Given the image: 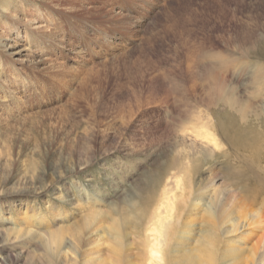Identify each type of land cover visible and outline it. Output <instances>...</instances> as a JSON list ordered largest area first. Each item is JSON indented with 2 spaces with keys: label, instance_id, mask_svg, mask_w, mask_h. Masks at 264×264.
<instances>
[{
  "label": "rangeland",
  "instance_id": "obj_1",
  "mask_svg": "<svg viewBox=\"0 0 264 264\" xmlns=\"http://www.w3.org/2000/svg\"><path fill=\"white\" fill-rule=\"evenodd\" d=\"M240 35L256 41L242 60ZM263 36L264 0H0V264H143L145 223L131 218L155 207V179L178 155L192 199L207 204L219 187L221 210L244 214L234 234L221 224L222 243L259 248L255 264H264ZM223 97L240 103L223 105ZM227 116L259 135L260 161L240 158L249 153L234 154L209 127L219 119L234 131ZM198 131L217 142L204 162L189 152ZM187 156L198 166L186 171ZM196 207L182 237L208 226L204 205ZM122 217L117 244L111 226ZM53 234L70 261L46 256Z\"/></svg>",
  "mask_w": 264,
  "mask_h": 264
},
{
  "label": "bare ground",
  "instance_id": "obj_2",
  "mask_svg": "<svg viewBox=\"0 0 264 264\" xmlns=\"http://www.w3.org/2000/svg\"><path fill=\"white\" fill-rule=\"evenodd\" d=\"M193 1H191L192 3ZM197 1H195L196 3ZM203 1H200V3ZM220 2V1H219ZM239 2V1H238ZM235 3V2H234ZM194 4V3H193ZM192 4V5H193ZM204 4V3H203ZM209 4V3H207ZM241 4V3H240ZM200 4H198L199 6ZM190 6V5H189ZM192 7V6H191ZM208 7V6H207ZM190 8V7H189ZM188 8V10H189ZM193 8V7H192ZM204 8V6H203ZM206 8V6H205ZM209 8V7H208ZM196 9V8H195ZM198 9V8H197ZM188 10H186L188 12ZM209 11V10H208ZM211 11V10H210ZM194 12V11H193ZM192 12V13H193ZM206 12V11H204ZM191 13V14H192ZM198 13V12H197ZM190 14V15H191ZM205 14V13H204ZM208 14V13H207ZM185 15V14H184ZM197 15V14H196ZM202 15V14H201ZM210 15V14H209ZM189 16V15H188ZM194 17V15H191ZM204 16V15H203ZM199 18V17H198ZM197 18V19H198ZM201 18V16H200ZM196 19V20H197ZM200 20V19H199ZM209 20V19H208ZM175 23V22H174ZM182 23V22H181ZM204 23V21H203ZM202 23V24H203ZM264 37V36H263ZM192 39V38H191ZM199 39V38H198ZM194 40V39H193ZM237 41L239 42V49L237 50L239 55L238 58L241 59V57H245V58H249L252 57L251 56V49L254 48L256 41H253L247 37H244L242 35H240L237 38ZM187 42V41H186ZM185 42V44H186ZM191 42V40L189 41V43ZM196 42V41H195ZM198 42V41H197ZM188 43V42H187ZM193 43V42H192ZM198 45V43H197ZM190 46V45H189ZM188 47V44H187ZM258 48V47H257ZM191 49V48H190ZM193 49V48H192ZM191 49V50H192ZM259 49V48H258ZM209 50V49H208ZM19 52V51H18ZM206 52V51H205ZM207 53V52H206ZM213 53V52H212ZM257 52L255 51L254 55ZM259 53L261 54V56L263 57L264 54V47L261 48V50H259ZM206 54H204L205 57ZM211 55V54H210ZM258 55V54H257ZM256 55V56H257ZM188 56V52L187 55ZM209 57V55H207ZM206 58V57H205ZM255 58V57H254ZM188 59V57H187ZM230 61V58H228ZM209 60V59H208ZM211 60V59H210ZM215 60V59H214ZM227 60V59H226ZM242 60V59H241ZM222 61V60H221ZM224 61V60H223ZM233 61V58H232ZM213 62V61H212ZM211 62V63H212ZM220 62V61H219ZM231 62V61H230ZM229 62V63H230ZM187 63V61H186ZM223 62H221L222 64ZM235 63V62H234ZM245 63V62H244ZM247 63V62H246ZM233 64V62H232ZM192 68H194L193 64ZM218 65V64H217ZM216 65V66H217ZM223 66V65H222ZM247 66V64H246ZM188 67V64H187ZM249 67V66H248ZM246 67V68H248ZM217 68V67H216ZM221 68V67H220ZM197 69V68H195ZM193 69V70H195ZM222 69V68H221ZM198 70V69H197ZM200 70V69H199ZM198 70V71H199ZM217 70V69H216ZM201 71V70H200ZM199 71V72H200ZM197 72V71H196ZM198 72V73H199ZM210 72V70H209ZM192 73V72H189ZM202 73V71H201ZM212 75L215 76V73L211 72ZM197 74V73H196ZM204 74V71H203ZM202 74V75H203ZM200 75V74H199ZM205 76V74H204ZM204 76H200V77H204ZM199 78V76H197ZM192 78V77H191ZM201 79V78H200ZM205 79V78H204ZM209 79V77H208ZM216 80V78L214 79ZM205 81V80H204ZM195 82V80L192 81V86L195 87V85H193ZM201 82V81H200ZM209 82V81H207ZM205 82V85L206 83ZM212 82V81H211ZM219 82V81H218ZM202 83V82H201ZM210 83V82H209ZM213 83V82H212ZM216 83V82H215ZM204 84V83H203ZM204 85V87H205ZM211 85V84H209ZM228 85V84H227ZM192 86H190V90L192 89ZM212 87V86H211ZM218 87V86H217ZM225 87V86H224ZM203 88V87H202ZM206 88V87H205ZM194 89V88H193ZM227 89V87H226ZM235 89V88H234ZM205 90V89H204ZM211 90V89H210ZM213 90V88H212ZM226 91V90H225ZM231 91V89H230ZM229 91V92H230ZM233 91V90H232ZM186 92V91H185ZM207 92V90H206ZM209 92V91H208ZM211 92V91H210ZM217 92V91H216ZM215 93V90H214ZM220 93V91H219ZM223 93V92H222ZM186 94V93H185ZM216 94V93H215ZM184 95V94H183ZM197 95V94H196ZM219 95V94H218ZM224 95V93L222 94ZM232 95V94H231ZM214 97V96H213ZM218 98V96H216ZM221 97V96H220ZM228 97V95H227ZM237 97V96H236ZM235 97V98H236ZM222 98V97H221ZM234 98V99H235ZM254 98V97H253ZM187 99V98H186ZM192 99V98H191ZM220 100V99H218ZM223 100V101H222ZM221 101L223 102V105H233V103L235 102L236 105H239L237 103L238 99H235L232 102L230 101V98H224ZM247 101V99H246ZM193 102V101H192ZM191 102V103H192ZM216 102V101H215ZM220 102V101H219ZM218 102V103H219ZM249 102V101H248ZM234 104V105H235ZM221 105V102H220ZM235 105V106H236ZM212 106H215L214 103ZM184 107V106H183ZM220 107V106H219ZM229 107V106H228ZM243 107V106H242ZM247 107V106H246ZM250 107V106H249ZM238 108V107H237ZM215 109V108H214ZM223 109V108H222ZM231 109V108H229ZM244 109V108H242ZM212 110V109H211ZM232 110V109H231ZM240 110V108H239ZM238 110V111H239ZM263 110V109H262ZM193 111V110H192ZM191 111V112H192ZM219 111V110H218ZM225 111V110H224ZM246 110H244L245 112ZM216 112V114H215ZM213 114H215V116L218 114L217 113V109ZM233 113V112H232ZM236 113V112H235ZM235 113L233 115H235ZM239 113V112H238ZM243 112H240L239 114H241ZM189 114V113H188ZM191 114V113H190ZM202 114V113H201ZM223 114V112H222ZM260 114V113H259ZM205 115V114H204ZM203 115V116H204ZM233 115H231L233 117ZM200 116V115H198ZM197 116V117H198ZM214 116V118H215ZM223 116H225L223 114ZM262 116V115H261ZM206 117V115H205ZM219 117V116H217ZM222 117V116H220ZM229 119V116H227ZM237 117V116H236ZM240 117V115L238 116ZM243 118L246 119V117L241 116ZM254 118H256L254 116ZM253 118V120H254ZM225 119V118H223ZM231 119V118H230ZM229 119V120H230ZM238 119V118H237ZM241 119V118H240ZM244 119V120H245ZM205 120H207L205 118ZM216 120V119H215ZM248 119H246L245 121H247ZM259 120V119H258ZM197 121V120H196ZM203 121V119L201 120ZM212 121V119H211ZM210 121V122H211ZM256 121V120H255ZM229 122V121H228ZM230 122L232 123L233 120L231 119ZM236 121H234L233 123H235ZM200 123V122H199ZM226 123V120H225ZM238 124V122H236ZM235 123V124H236ZM246 123V122H245ZM247 123L249 124V122L247 121ZM255 123V122H254ZM206 124V122H205ZM230 123L224 124V122H220L219 123V119H218V123L211 122V128L213 127H217V130L220 129L219 131L222 132V136L224 137V139L226 140V142H228L230 149L234 150V154L236 152H248L249 155L248 157H241L244 156L240 153V158H243L245 160H248V158L250 159V162L252 164L256 163L257 161H260V158L258 156V140H259V135L256 133V131H254V129L250 128V127H246V126H238L235 125V129L231 134V130L228 132V128L226 125H228ZM240 124H242L240 122ZM247 124V125H248ZM252 124V121H251ZM256 124V123H255ZM180 125V124H179ZM215 125V126H214ZM242 125H246V124H242ZM190 126V125H189ZM229 126V125H228ZM204 127V128H203ZM203 129L206 128L208 125H203ZM255 127V126H254ZM185 128V127H184ZM183 129V128H182ZM210 129V128H208ZM213 130V129H212ZM214 131V130H213ZM218 132V131H217ZM219 133V132H218ZM215 133H209V132H203V131H198L196 137L194 136L193 138L188 137V143L190 145V153L193 150V153L197 157V160H199L198 162H201L200 160L202 159L203 162L206 158H208V156L212 157L213 153L216 152V146H217V142L214 139ZM175 136V135H174ZM199 136H201L202 138H200ZM177 138V137H176ZM219 140V139H218ZM186 141V140H185ZM225 142V141H224ZM225 142V143H226ZM227 144V145H228ZM185 147V146H184ZM229 148V147H228ZM183 149V148H182ZM186 149V148H185ZM188 149V148H187ZM220 151V150H219ZM232 150H230L231 152ZM222 152V151H221ZM225 152V150L223 151V153ZM185 153V152H184ZM183 153V154H184ZM186 153L187 150H186ZM227 153V152H225ZM222 154V153H221ZM229 154V153H227ZM233 154V153H232ZM186 155V154H185ZM184 155V156H185ZM215 155V154H214ZM213 155V156H214ZM220 155V153L218 154ZM216 156V155H215ZM214 156V157H215ZM226 157V155H224ZM235 156V155H234ZM233 156V157H234ZM179 157L176 156V162L175 164L170 162V164L172 163V171L168 172V175H166L164 178H157L155 179V187L156 186H162V190L161 193L158 194V196H155V207L152 210H149L146 208L145 211L140 210L138 211L137 215L134 216V218L132 217L131 219L133 220V222H135V225H139V223L143 220L145 223L142 235H143V239H142V243H143V247L145 249V260L144 262H142L143 264H255L256 259H255V254L256 251L258 249H252L249 248L248 250H243L241 248H238L237 246H234V239H230L233 237H226V244L222 243V238L223 237H219L220 234V230L219 227L224 224L228 225L227 227H225L226 225H224L225 230L222 228V230H224V234L225 235H231L234 234L238 229H239V225L241 223L238 224V219H239V215H244V214H237L238 216H234V214L232 213V211L230 209H225L224 211L221 210L223 208H221L222 206H220V204L222 203L219 202V197L218 193L221 194L220 192V188L216 187V191H214V195L211 196L210 201L207 204H202L200 201V199L198 200V198L195 197V200L192 199V196L194 195V191L191 192V186L190 185V179H187V181L184 179V177L181 176V167L184 165V163L179 159L177 160V158ZM188 157V156H187ZM194 157V156H193ZM213 157V160H214ZM221 157V156H220ZM174 159V158H173ZM186 159V157H185ZM189 159V157H188ZM195 159V160H194ZM211 159V158H209ZM209 159H207L206 161H208ZM227 159V158H226ZM190 162L187 163L188 161L185 162V166H186V171L188 170L187 168L190 167V165L192 166V163L195 162V165L198 166L196 163V158L194 157L193 159H189ZM174 161V160H173ZM210 161V160H209ZM227 162L229 160H226ZM230 162V161H229ZM228 162V164H229ZM191 163V164H190ZM209 163V162H208ZM225 163V162H224ZM202 163H200L201 165ZM205 164V163H204ZM203 164V165H204ZM227 164V166H228ZM194 165V164H193ZM207 165V164H206ZM184 166V167H185ZM194 166V167H196ZM213 166V165H212ZM211 167V166H210ZM192 168V167H191ZM191 168H189L191 170ZM225 168V167H224ZM202 169V168H201ZM200 169V170H201ZM197 169H193V171L195 172ZM185 171V170H184ZM201 172V171H200ZM227 172V171H226ZM230 172V171H229ZM185 172H183V175ZM189 174V173H188ZM193 174V173H192ZM198 174V172H197ZM252 175V174H251ZM192 176V175H191ZM211 176V174H210ZM190 177V176H189ZM188 177V178H189ZM257 177V176H254ZM252 177V178H254ZM261 176L259 175V178ZM186 178V177H185ZM193 179V178H192ZM219 179V178H218ZM240 178H238V181ZM213 181V180H212ZM217 181V180H216ZM215 181V182H216ZM210 183V182H209ZM227 183V182H226ZM239 183V182H238ZM215 184V183H214ZM218 184V183H217ZM230 184V183H229ZM211 185V183H210ZM208 186V185H207ZM214 186V185H213ZM225 186V185H224ZM256 187V186H255ZM197 188V187H196ZM209 189V187H207ZM206 188V189H207ZM246 188V187H245ZM250 188V187H249ZM198 189V188H197ZM196 189V191H197ZM215 189V188H214ZM232 189V188H230ZM244 189V188H243ZM201 190V189H200ZM199 190V191H200ZM203 190V189H202ZM226 190V189H225ZM250 190V189H249ZM248 190L247 193H250ZM198 191V192H199ZM233 191V190H232ZM257 191L259 193L264 194V180L262 178H260L258 180V187H257ZM229 192V191H228ZM227 193V192H226ZM207 194V193H206ZM210 194V193H209ZM156 195V193H155ZM233 196H230L226 199V204L223 207H226V205L228 206L229 204L231 205L233 203ZM203 199V196L202 198ZM151 200V199H150ZM204 205V212L206 213L207 219V228H203V232L200 235V237H182V235L185 233L184 229L185 226L186 228H189L191 225H193V219H191L190 217H192L191 215H194L195 209H197L196 206H203ZM223 205V204H222ZM233 205V204H232ZM220 206V207H219ZM235 206V204H234ZM193 207V208H192ZM232 207V206H231ZM229 208V207H226ZM221 210V211H220ZM220 211V212H219ZM219 212V213H218ZM236 212V211H233ZM241 212V211H240ZM247 213V212H246ZM255 213V211H254ZM248 215V214H247ZM254 215V214H253ZM259 215V214H258ZM257 213H255L254 216H258ZM249 217V216H248ZM260 217V215H259ZM241 218V217H240ZM244 218V216L242 217ZM241 218V219H242ZM128 218L122 217L121 218V223H114L113 226H111L112 229V238L117 242L122 241V237H123V231H122V226H124L125 224H127ZM217 220H219L220 222H216ZM247 221V223L250 221L246 220H242ZM255 221V220H253ZM205 222V224H206ZM242 222V223H243ZM219 223V224H218ZM245 223V222H244ZM203 223V225H205ZM253 224V223H252ZM120 225H122L120 227ZM248 226L245 224L242 225V228ZM251 226V225H250ZM255 226V225H254ZM223 227V226H221ZM241 228V227H240ZM252 229V228H251ZM186 230V229H185ZM188 230V229H187ZM190 230V229H189ZM202 230V229H201ZM258 230V229H257ZM182 232V235H180L179 233ZM191 232V231H189ZM249 232V231H248ZM187 233V232H186ZM191 234V233H190ZM189 234V235H190ZM180 236V237H179ZM236 240V239H235ZM60 242H61V236L59 234H53L50 237H48L46 239V241L44 242V247L46 248V253H47V257L49 259L57 257V258H61L63 257V260H69L70 261V257H68V255L66 254V252L61 251L60 249ZM234 243V244H233ZM119 244V243H117ZM245 244V243H244ZM238 245V244H236ZM260 245V244H259ZM261 247L264 248V241L263 244L261 245ZM115 248V247H114ZM113 249V248H112ZM261 249V248H260ZM262 255H260V259L259 261H264V252L261 253ZM67 257L69 259H67ZM227 259V260H226Z\"/></svg>",
  "mask_w": 264,
  "mask_h": 264
}]
</instances>
